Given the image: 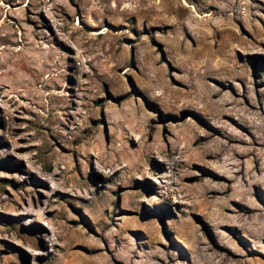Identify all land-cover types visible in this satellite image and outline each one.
I'll list each match as a JSON object with an SVG mask.
<instances>
[{"label":"rangeland","instance_id":"rangeland-1","mask_svg":"<svg viewBox=\"0 0 264 264\" xmlns=\"http://www.w3.org/2000/svg\"><path fill=\"white\" fill-rule=\"evenodd\" d=\"M185 1L0 0V264H264V0Z\"/></svg>","mask_w":264,"mask_h":264},{"label":"bare ground","instance_id":"bare-ground-1","mask_svg":"<svg viewBox=\"0 0 264 264\" xmlns=\"http://www.w3.org/2000/svg\"><path fill=\"white\" fill-rule=\"evenodd\" d=\"M185 1V0H184ZM186 2V1H185ZM186 4V3H185ZM188 5V4H187Z\"/></svg>","mask_w":264,"mask_h":264}]
</instances>
